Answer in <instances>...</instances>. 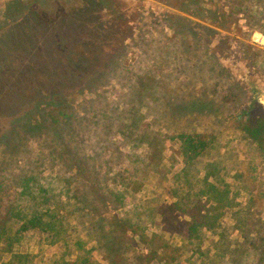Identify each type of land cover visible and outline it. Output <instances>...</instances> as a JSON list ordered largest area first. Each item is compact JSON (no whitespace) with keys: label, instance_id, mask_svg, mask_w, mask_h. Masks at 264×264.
Returning a JSON list of instances; mask_svg holds the SVG:
<instances>
[{"label":"rangeland","instance_id":"374dc122","mask_svg":"<svg viewBox=\"0 0 264 264\" xmlns=\"http://www.w3.org/2000/svg\"><path fill=\"white\" fill-rule=\"evenodd\" d=\"M37 1L9 0L0 20ZM50 2L28 16L30 32L0 33V171L35 176L28 193L16 190L11 206L29 207L25 214L50 224L23 233L12 252L0 251V264H113L97 242L101 216L93 200H102L100 188L113 200L123 197L107 216H127L138 227L116 264L143 258V264H264V154L244 130L250 125L244 112H264V0H112L109 9L97 4L99 14L91 19L110 25L116 36L94 31L82 39L109 43L100 59L118 58L122 48L116 46L128 45L124 79L109 74L97 88L104 69L79 65L84 58L78 51H59L60 61L46 55L38 72H17L31 50L26 42L55 39V32L52 37L36 27L52 16ZM172 21L187 23L196 37L177 39ZM57 101L75 114L73 129L63 120L52 132L23 131V116L38 108L48 112ZM183 135L211 142L190 167L182 156ZM15 140L16 149L7 152ZM63 141L79 145L73 154L81 166H58ZM209 184L217 186L218 199L204 195ZM83 190L94 192L87 197L91 205L83 202ZM9 226L13 239L20 224Z\"/></svg>","mask_w":264,"mask_h":264},{"label":"trees","instance_id":"16d2710c","mask_svg":"<svg viewBox=\"0 0 264 264\" xmlns=\"http://www.w3.org/2000/svg\"><path fill=\"white\" fill-rule=\"evenodd\" d=\"M50 1L55 3V10L52 16L47 17V19L43 21L39 20V23L36 22L38 23L36 27H41L42 29V31L37 32H43L44 34L49 33L52 37V32H55V39H45L49 43L46 42L44 44H41L38 41L34 42L32 39H30L29 42H26V44L31 47V50L28 52V54L26 53L28 58L24 60L23 64H16V67L19 68L17 72L22 69H25V71L28 73L38 72L41 70L39 69V62L41 59H44L46 55L50 56L53 61H60L63 59L59 58L62 56L58 53L59 51L62 50L64 55H70L71 51H73V53L78 51V55H81L82 58H84L76 61L79 65L83 67L85 66L87 69L97 66L98 71L104 69L100 73V80L94 84L95 88L101 85V81H107L110 78L107 76L109 74H115L119 79H124V69L127 68L123 67L122 62L126 57L128 45L125 43H119L118 46H116L118 49L122 48V54H120L118 58H114L113 56L110 59H100L104 58V53L107 52L106 48L109 49V46H107L109 43L107 42V44H104L101 42H96L92 39H89V37L82 39V37L86 34L90 37H93L92 33L94 31H98L100 33L105 31L109 36H116V33H113L115 32V29H113L110 25H98L95 23L94 18L93 20L91 19L93 17V13H98V11L95 9L97 4L104 7L105 9H109L108 4H112V0H38L35 4L26 6L24 9L18 8L16 9L17 11H9L6 14L4 20H0V33L9 31L10 28H12L10 31L11 33L17 31L19 28L21 29V32L26 29L30 32L31 21L30 17L28 16H32V12L34 13L39 3H47L50 5ZM177 7L179 11L185 13L188 12L184 6ZM103 9H101V11H103ZM124 16L125 15L120 14L119 20L125 19ZM26 17L28 18L25 19ZM177 17L183 21L190 22L187 18H182L179 16ZM168 25L174 30L176 38L182 42L196 37L194 29L190 28L187 23H177L172 21L169 22ZM67 34H70V36L68 37ZM75 44H78V47H74ZM21 45H23V43L19 45L17 44V48L19 49ZM87 45L92 50V54H87V51L85 50L86 48H84ZM66 61L70 62V59L67 58ZM223 71L224 73L226 72L224 69ZM68 110L69 108L64 104V102L57 101V104L53 103L50 106L48 112H45L44 109L41 110L38 108L23 116L21 120V127L23 131H26V133L30 131V134L32 135L47 129H49V132H52L53 129L60 128L62 126L63 120H65L66 124L73 129L75 114L70 115ZM244 115L247 116L250 123V125H246L244 127L245 132L258 145L259 149L264 154V112L252 117L251 110L244 112ZM180 140L182 142V156L185 164L189 167L200 157H202L211 145L210 140L204 135H183L181 136ZM16 143L17 141L15 140L14 144H7L6 147L4 146L6 151H10L8 150L10 148L16 149ZM58 144L62 146L61 154L58 156L55 155V158L57 157V159L60 160V163L55 160L58 163V166H65L69 169H75L78 167V165L81 164V159L79 160L76 156H74L73 153L78 152L79 145L75 141H63ZM69 154L70 156L66 157V161H64V155ZM31 175V172L18 175L13 171H7L6 168H2L0 171V244H5V247H0L2 248L0 251L12 252L14 244L16 242L19 243L22 240L20 236L27 231L37 228L45 230L47 227H50V224L46 223L43 217H40L38 213V215H34L32 218H30L28 214H25L26 210H30L29 207V209H24V206H22L21 209L15 207L14 205L11 206V203L14 201L13 199L17 189L21 187V189L24 190V193H28L31 190L30 185L36 180L35 176ZM206 180L208 181V178ZM208 187L209 191L204 193L205 196H209L210 193H215V200L221 196L217 195L219 191L217 186H214L213 184L211 186L209 184ZM97 191L102 193L103 197L102 200H93L95 205L93 209L94 211H99L98 214L101 216L98 221L101 235L98 237L97 242L102 244V247L105 249V251H109L111 257L114 258L113 264H116V259L122 258L123 253L128 251L127 248L129 245H132V240L129 237V233H138V227L133 225L127 216H119L118 214L107 216L111 207L115 208L117 211L123 205V197L113 200V196L107 193L106 189L103 190V188H100ZM86 192L88 191H81L82 200L84 203L91 205L90 201L87 200V197L88 195L93 197L94 192ZM99 201H101L100 206L95 203ZM111 201H114L116 204L111 205ZM93 219L95 220L96 217ZM11 222H17L20 224V230H18L16 233L18 236L14 237L13 239L10 238L12 230L9 224ZM143 262L144 258L140 264H143ZM150 262L151 259L149 264ZM63 264L71 263L63 262ZM72 264L79 263L75 262Z\"/></svg>","mask_w":264,"mask_h":264},{"label":"crops","instance_id":"0c3cea01","mask_svg":"<svg viewBox=\"0 0 264 264\" xmlns=\"http://www.w3.org/2000/svg\"><path fill=\"white\" fill-rule=\"evenodd\" d=\"M7 2H9V0H0V8L2 4L7 3Z\"/></svg>","mask_w":264,"mask_h":264}]
</instances>
